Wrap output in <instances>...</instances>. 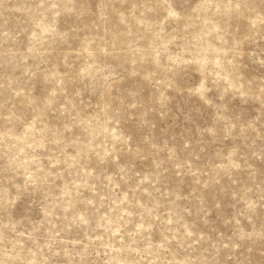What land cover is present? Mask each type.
<instances>
[{"label": "rangeland", "instance_id": "374dc122", "mask_svg": "<svg viewBox=\"0 0 264 264\" xmlns=\"http://www.w3.org/2000/svg\"><path fill=\"white\" fill-rule=\"evenodd\" d=\"M0 264H264V0H0Z\"/></svg>", "mask_w": 264, "mask_h": 264}]
</instances>
